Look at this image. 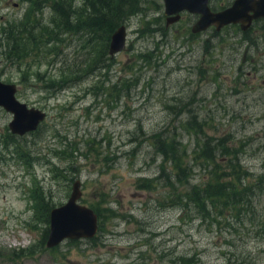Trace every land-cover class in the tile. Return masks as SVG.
Masks as SVG:
<instances>
[{
    "label": "rangeland",
    "instance_id": "obj_1",
    "mask_svg": "<svg viewBox=\"0 0 264 264\" xmlns=\"http://www.w3.org/2000/svg\"><path fill=\"white\" fill-rule=\"evenodd\" d=\"M28 8L0 0V26ZM155 8L123 24L126 48L113 58L106 49L86 55L76 39L58 57L13 65L0 56V81L47 114L15 137L0 108V264H264V29L193 33L196 16L166 25L161 0ZM172 138L189 152L219 140L236 156L216 166L246 172L253 193L180 213L166 199L170 188L154 181L157 151ZM192 167L179 191L210 180L211 168ZM77 180L80 204L97 211L101 227L93 241L48 249L39 202L60 207Z\"/></svg>",
    "mask_w": 264,
    "mask_h": 264
},
{
    "label": "trees",
    "instance_id": "obj_2",
    "mask_svg": "<svg viewBox=\"0 0 264 264\" xmlns=\"http://www.w3.org/2000/svg\"><path fill=\"white\" fill-rule=\"evenodd\" d=\"M20 1L29 5L23 19H10L0 26V56L5 62H12L13 65H21L31 56L41 57L44 60L50 52H55L49 54L50 56L58 57L60 45H64L67 41L72 42L73 39L78 41L86 55L97 52L99 59L103 57L102 49L108 52L111 35L118 27L123 26L132 17L140 15L147 17L151 8L157 10L155 0ZM7 145L8 143H5L6 147ZM169 146L171 147L164 148L165 150L159 147L157 151L163 161L158 167V175L154 181L157 183L163 181L164 185L170 188V192L166 193V199L180 213L194 207L203 214L208 206L221 202L220 199H224L223 203L237 204L238 201L250 197L249 192L252 191L251 187L245 184L246 172L238 173L233 169V173H222L216 166L218 159L224 161L227 156H236L225 147L220 151L219 140L212 147L207 143L202 147L197 146L190 152L176 138L170 140ZM190 163L199 169L211 168L210 180L201 186L194 185L190 190H185L183 187L179 191L183 179H191L193 167ZM226 163L227 168L232 167L230 160ZM262 185L264 186V182ZM239 186L241 187L237 189ZM39 203L44 207L45 220L48 224L52 206L44 198ZM92 210L97 214L95 209ZM98 226L101 227L99 221ZM47 235L48 228L44 234L45 241ZM93 240V238L89 239V241ZM179 261L188 264L190 259Z\"/></svg>",
    "mask_w": 264,
    "mask_h": 264
},
{
    "label": "water",
    "instance_id": "obj_3",
    "mask_svg": "<svg viewBox=\"0 0 264 264\" xmlns=\"http://www.w3.org/2000/svg\"><path fill=\"white\" fill-rule=\"evenodd\" d=\"M164 7L166 25L178 22L182 13L198 16L192 32L206 31L214 27L220 31L230 24L241 23V29L247 30L254 19L264 18V0H235L231 7L213 12L209 0H161ZM126 48V28L118 27L111 35L108 54L113 58ZM14 84L0 81V108L12 115L8 124L11 134L24 136L35 132L45 121L47 114L40 109L29 107L16 98ZM81 184L73 183L72 192L67 202L51 209L46 248L52 249L66 240H89L98 232V216L89 207L80 204Z\"/></svg>",
    "mask_w": 264,
    "mask_h": 264
},
{
    "label": "flooded vegetation",
    "instance_id": "obj_4",
    "mask_svg": "<svg viewBox=\"0 0 264 264\" xmlns=\"http://www.w3.org/2000/svg\"><path fill=\"white\" fill-rule=\"evenodd\" d=\"M212 1H213V0H209V6H210V4L212 3ZM234 1H235V0H225V2H220L219 7H218L217 9H215L214 11H215V12H220V11L225 10V9L231 7L232 4L234 3ZM185 14L196 16V18H197V20H198V16H197V15L189 14V13H182L181 16H180L179 21H181V20L183 19V15H185ZM164 17H165V16H164ZM165 20H166V18H165ZM179 21H178V22H179ZM259 23H260V27H261V29H264V18H258V19H254V20L251 22L249 28H248L247 30H244V31H250L253 27L256 26V24H259ZM227 27H234V28H238V29L242 30V29H241V23H237V24H230V25H227V26L223 27L220 31L224 30V29L227 28ZM242 31H243V30H242ZM263 40H264V37H263ZM16 93H17V92H16ZM8 130H9V129H8ZM9 132H10V131H9ZM10 134H11V133H10ZM11 135H12V136H15V135H13V134H11Z\"/></svg>",
    "mask_w": 264,
    "mask_h": 264
}]
</instances>
